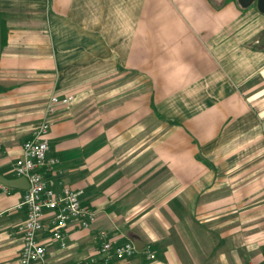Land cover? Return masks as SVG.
Segmentation results:
<instances>
[{
    "label": "crops",
    "instance_id": "crops-1",
    "mask_svg": "<svg viewBox=\"0 0 264 264\" xmlns=\"http://www.w3.org/2000/svg\"><path fill=\"white\" fill-rule=\"evenodd\" d=\"M254 5L0 0V175L20 178L50 97L73 96L52 117L48 156L58 190L81 191L99 214L69 230L66 248L49 241L44 264L88 260L102 230L138 252L96 264H264V14ZM27 190L0 181V264H19Z\"/></svg>",
    "mask_w": 264,
    "mask_h": 264
},
{
    "label": "built area",
    "instance_id": "built-area-1",
    "mask_svg": "<svg viewBox=\"0 0 264 264\" xmlns=\"http://www.w3.org/2000/svg\"><path fill=\"white\" fill-rule=\"evenodd\" d=\"M73 98L59 94L50 97L45 118L24 143L23 154L16 162V175L27 177L30 183L18 204L20 208H27V218L20 228L23 245L19 264H44L49 241H58L66 248L71 228L89 229L99 219L95 208L82 203L81 191L68 186L58 190L54 171L59 160L48 156L52 117L59 106L70 104ZM100 237L102 242L94 256L72 264H96L100 260L108 263L114 258H130L138 252L133 242L118 244L106 230L101 231ZM146 252L150 258L155 257L151 246L146 247Z\"/></svg>",
    "mask_w": 264,
    "mask_h": 264
},
{
    "label": "water",
    "instance_id": "water-1",
    "mask_svg": "<svg viewBox=\"0 0 264 264\" xmlns=\"http://www.w3.org/2000/svg\"><path fill=\"white\" fill-rule=\"evenodd\" d=\"M238 1L243 8H248L252 6L254 3H256L259 11L264 14V0H238ZM258 47L264 48V32L258 41ZM0 181L3 184L11 187H20L24 189H29L30 186L27 177H20L18 179H8L0 175Z\"/></svg>",
    "mask_w": 264,
    "mask_h": 264
},
{
    "label": "rangeland",
    "instance_id": "rangeland-1",
    "mask_svg": "<svg viewBox=\"0 0 264 264\" xmlns=\"http://www.w3.org/2000/svg\"><path fill=\"white\" fill-rule=\"evenodd\" d=\"M254 6H256V5H254ZM257 38H258V37H257ZM257 38H255L254 43L256 42V39H257Z\"/></svg>",
    "mask_w": 264,
    "mask_h": 264
},
{
    "label": "trees",
    "instance_id": "trees-1",
    "mask_svg": "<svg viewBox=\"0 0 264 264\" xmlns=\"http://www.w3.org/2000/svg\"><path fill=\"white\" fill-rule=\"evenodd\" d=\"M5 39V36H3V40Z\"/></svg>",
    "mask_w": 264,
    "mask_h": 264
},
{
    "label": "flooded vegetation",
    "instance_id": "flooded-vegetation-1",
    "mask_svg": "<svg viewBox=\"0 0 264 264\" xmlns=\"http://www.w3.org/2000/svg\"><path fill=\"white\" fill-rule=\"evenodd\" d=\"M256 6H257V4L256 3H254ZM258 8V7H257Z\"/></svg>",
    "mask_w": 264,
    "mask_h": 264
}]
</instances>
